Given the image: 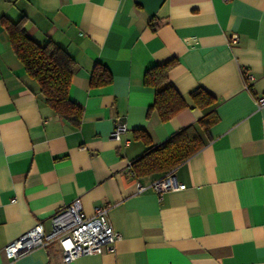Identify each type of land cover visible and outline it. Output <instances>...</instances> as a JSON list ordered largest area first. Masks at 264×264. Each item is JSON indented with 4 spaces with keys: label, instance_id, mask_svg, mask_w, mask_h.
<instances>
[{
    "label": "crops",
    "instance_id": "obj_1",
    "mask_svg": "<svg viewBox=\"0 0 264 264\" xmlns=\"http://www.w3.org/2000/svg\"><path fill=\"white\" fill-rule=\"evenodd\" d=\"M24 15L35 41L74 58L69 95L83 115L75 127L51 111L0 21V264H264V104L255 100L264 96V0H0V18ZM171 59L169 78L188 106L162 121L148 115L154 89L143 77ZM97 63L111 83L91 85ZM198 87L217 102L193 106ZM209 112L217 121L206 133L198 122ZM117 121L127 126L121 140L111 135ZM188 125L204 144L172 169L184 187L139 192L137 182L166 172L130 173L148 149L135 131L156 146ZM76 197L85 216L110 206L121 234L114 250L64 262L54 241L6 255L35 224L48 231Z\"/></svg>",
    "mask_w": 264,
    "mask_h": 264
},
{
    "label": "trees",
    "instance_id": "obj_2",
    "mask_svg": "<svg viewBox=\"0 0 264 264\" xmlns=\"http://www.w3.org/2000/svg\"><path fill=\"white\" fill-rule=\"evenodd\" d=\"M0 21L7 31L13 52L28 76L37 82L47 106L55 115L78 127L83 109L69 95L75 69L74 58L65 48L52 40L44 44L35 41L27 33L25 15L16 21L2 16ZM176 63V60L171 59L155 64L145 71L143 77V83L154 89V98L149 106L148 115L156 111L162 121L169 120L188 106L186 97L175 88L169 78V71ZM111 81L110 71L97 63L92 71L91 85L103 86ZM189 98L192 105L198 108L210 107L217 102V97L203 87L191 91ZM216 121L217 115L209 112L202 116L198 123L207 133L209 127ZM135 133L136 137L148 146L146 153L132 163L137 176L170 171L201 149L204 144L194 125L184 127L156 146L151 145L150 137L144 130H136Z\"/></svg>",
    "mask_w": 264,
    "mask_h": 264
},
{
    "label": "built area",
    "instance_id": "obj_3",
    "mask_svg": "<svg viewBox=\"0 0 264 264\" xmlns=\"http://www.w3.org/2000/svg\"><path fill=\"white\" fill-rule=\"evenodd\" d=\"M238 42L237 34L229 39L234 45ZM245 85L249 88V82L253 78L246 70L243 71ZM257 104H264V96L255 97ZM127 126L117 121L111 133L116 140H121L126 132ZM128 143V140H125ZM131 174L135 172L131 170ZM184 187L174 174V170L153 180L150 184L137 182L139 192L149 188L153 189L159 196L169 190H178ZM110 206L97 205L91 216H85L79 197L59 208L50 217V229L45 231L41 223H37L16 239L4 247V252L9 258H16L35 247H44L57 241L63 252V261L71 262L79 256L92 254L102 250H114L116 241L121 237L109 220Z\"/></svg>",
    "mask_w": 264,
    "mask_h": 264
}]
</instances>
